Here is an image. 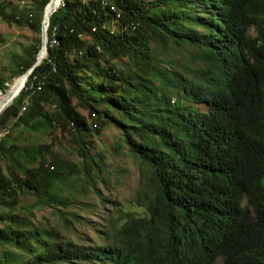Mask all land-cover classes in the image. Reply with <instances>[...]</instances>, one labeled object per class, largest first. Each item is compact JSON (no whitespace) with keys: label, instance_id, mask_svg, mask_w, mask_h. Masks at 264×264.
<instances>
[{"label":"trees","instance_id":"16d2710c","mask_svg":"<svg viewBox=\"0 0 264 264\" xmlns=\"http://www.w3.org/2000/svg\"><path fill=\"white\" fill-rule=\"evenodd\" d=\"M49 1H0L4 23L37 34L0 71V103L24 79L0 111V264H264V0ZM43 20L48 55L45 40L24 75ZM170 47L202 66L168 69ZM108 126L142 181L106 243L84 247L30 215L68 208L80 175L96 184L89 138ZM56 132L78 164L36 138Z\"/></svg>","mask_w":264,"mask_h":264},{"label":"rangeland","instance_id":"374dc122","mask_svg":"<svg viewBox=\"0 0 264 264\" xmlns=\"http://www.w3.org/2000/svg\"><path fill=\"white\" fill-rule=\"evenodd\" d=\"M7 1L21 6H29L32 2V0ZM36 37L37 34L27 27L9 26L0 19V71L11 63L13 52H19L22 46L28 45ZM162 58L170 64L168 69L183 74L184 69L196 70L202 66L197 51L192 48L180 50L170 47L162 54ZM118 64L120 67H127L125 60L119 61ZM20 80L22 78L18 77L13 84L16 86ZM36 138L42 143H53L60 155L76 164L79 163L76 145L74 147L69 136L56 132L39 134ZM89 139L91 154L103 166L101 178H96V184H90L84 180L83 175H80V178H75V200L68 208L61 205L57 208H34L30 216L33 223L39 227L56 230L61 237L80 246L95 247L106 243L105 232L110 217L122 205L135 198L141 186L142 171L138 161L129 153L122 132L114 126H108L100 134L94 133ZM94 168L96 169L95 166ZM91 171L94 173V170ZM64 195H69V189ZM33 203L34 200L30 198L26 199L23 205ZM20 212L28 214L24 209ZM62 217H66L68 222Z\"/></svg>","mask_w":264,"mask_h":264},{"label":"water","instance_id":"95a60500","mask_svg":"<svg viewBox=\"0 0 264 264\" xmlns=\"http://www.w3.org/2000/svg\"><path fill=\"white\" fill-rule=\"evenodd\" d=\"M52 4V0L49 1V3L47 4L46 8H48L49 6H51ZM57 11V10H56ZM49 25H50V21L48 23V28H49ZM45 30V27H44V20H43V23H42V48H41V51L39 53V56L37 58V61L36 63L32 66V68L30 70H28L24 75H31V73L33 72V70L42 63V61L45 59L44 57L41 56V52H42V49L45 48V46L43 47L44 45V41L46 40V43H47V48H45L47 50V55H48V31L47 33L44 31ZM3 92V91H2Z\"/></svg>","mask_w":264,"mask_h":264},{"label":"bare ground","instance_id":"6f19581e","mask_svg":"<svg viewBox=\"0 0 264 264\" xmlns=\"http://www.w3.org/2000/svg\"><path fill=\"white\" fill-rule=\"evenodd\" d=\"M56 1L57 0H54L53 2V6L51 7V9L49 10L48 14L53 12L55 7H56ZM47 57V56H46ZM24 82V79L20 80L17 84H16V87H15V90L12 92V94H10L9 96L5 97L2 99L1 103H0V111L2 110L3 106L9 102L10 100L14 99L15 97H17L21 91L19 92V89L22 85V83ZM25 87V86H24ZM9 106V105H8Z\"/></svg>","mask_w":264,"mask_h":264}]
</instances>
